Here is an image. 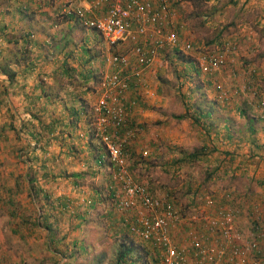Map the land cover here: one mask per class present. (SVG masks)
<instances>
[{
  "label": "crops",
  "instance_id": "crops-1",
  "mask_svg": "<svg viewBox=\"0 0 264 264\" xmlns=\"http://www.w3.org/2000/svg\"><path fill=\"white\" fill-rule=\"evenodd\" d=\"M204 2L211 6L207 11L209 17L213 12L223 22L222 30L229 31L225 39L231 37L237 46L233 65L238 75L229 76V65L214 77L215 80L204 75L200 87L208 96L203 106L193 105L183 110L190 120L184 138H190L189 142L200 140L204 151L209 152L207 160L212 161L217 172L233 169L234 176L245 174L259 180L243 194L244 198L241 194L238 196L235 207L238 211L235 227L248 233L247 212L251 213L253 201L262 206L261 223L264 225V107L257 104L258 99H264L261 87L264 57L255 58L250 52V48L264 45V0ZM0 4L3 6L0 7V206H7L6 202L11 201L18 207L29 195L28 201L42 209V218L47 216L43 207L57 206L60 212L67 211L66 208L72 211L75 224L80 223L82 215H76L80 181L74 175L85 171L102 174L109 166L91 125V103L88 102L90 96L95 95L96 62L80 45V40L75 43L70 39L75 36V25L79 23L61 18V23L56 22L54 15L60 13L59 3L0 0ZM215 4L218 9L214 12ZM92 43L94 46L100 44ZM161 53L144 69L140 79L130 80L128 97L136 94L139 100L146 101L142 95L148 98L145 87L157 70ZM193 60L187 61L185 68H195ZM243 60H248L249 64L255 61L259 66L243 68L240 66ZM248 79L257 98L245 90L244 81ZM211 83L214 87L218 83L228 91L234 97L232 104L215 102L211 97ZM234 88H237L236 94H232ZM128 117L130 122L143 128L153 121L157 123L159 118L142 106H133ZM169 126L168 138L159 133V141L155 144L169 143L174 147L181 144L179 125L170 123ZM143 141L149 140L143 138ZM188 153L179 150L175 157L170 155L169 161L177 167L176 161ZM52 179L58 182L51 184ZM60 186L64 188L61 190ZM50 188L56 190L51 193L54 198L51 201L43 198V192L48 196ZM243 189L246 192V187ZM5 192H9L7 197ZM246 197L247 202H244Z\"/></svg>",
  "mask_w": 264,
  "mask_h": 264
},
{
  "label": "rangeland",
  "instance_id": "rangeland-1",
  "mask_svg": "<svg viewBox=\"0 0 264 264\" xmlns=\"http://www.w3.org/2000/svg\"><path fill=\"white\" fill-rule=\"evenodd\" d=\"M73 1L77 2L78 0ZM169 2L173 9V22L176 23L178 41L180 44L189 42L192 48L188 51L179 47L161 51L157 70L145 87L148 98L142 95L143 99H146L142 102L136 94H134L135 96L132 95L135 100L133 106L146 108V111L154 117L158 115V122L153 123V121L143 128L138 123H132L133 121L129 123L131 120L128 117V121L122 129H127L133 134L124 149L128 177L135 183L145 185L156 196L170 197L184 219L192 212L197 217L207 212H203L205 209L201 202L206 196L213 195L216 202L232 208L237 207L238 196L240 194L243 196L244 193L247 194L248 190L254 184H257L259 180L245 174L234 176L233 169L217 172V168L212 165L213 163L211 164L212 161L208 160L184 159L176 163L177 167H174V163H170V155L175 157L174 155L179 150L185 153L204 147L202 143H199L200 140L199 142H189L190 138H184L186 134H184L185 127L189 126L190 120L174 117L185 113L183 110L189 109L190 106H203L208 96V93L200 87L204 75L199 71L195 73L196 67L193 69L185 68V63L195 59L198 54L204 51L212 50L221 41L228 40L230 43H234V41L231 37L225 39L229 31L222 30L223 22L220 18L215 17L213 12L209 17L207 11L211 6L204 0H169ZM216 6L217 4H215ZM0 7L3 8L1 4ZM217 9L218 6L214 12ZM58 16L54 15L58 23H61V19H66L60 13ZM75 28L77 32L73 38L70 36L71 41L74 39V42L77 43L80 40V45L88 51L87 54L94 63L96 62L95 65L98 69L94 80L96 82L93 81V85H96L93 88L95 95L94 97L91 95L90 101H88L92 105L94 99L100 93L102 76L109 70V66L104 61L105 57L112 52L122 50L123 47L121 45L116 47L107 45L99 33L86 29L81 24L76 23ZM93 41L100 44L94 46ZM236 49L235 44L234 52L227 57L229 76H231L230 70L235 69L233 57ZM250 52L255 55V58H263L264 45L252 47ZM99 61L102 64H99ZM240 66L255 68L259 65L255 64V61L253 64H249L248 60H243ZM221 71L222 68L217 71V74ZM138 78L140 79L141 75ZM212 79L215 80L214 77ZM261 80L264 82V78ZM214 85L215 87L211 83L210 90L212 91L211 97L215 102L229 101V104H232L234 97L230 94L227 95L226 100L219 98L220 88L218 83ZM261 87L264 89V83L261 84ZM125 96L128 97V95ZM138 96L141 97L140 94ZM189 112L191 113V111ZM170 123L177 124L180 127L181 144L177 145L180 149L169 143L155 144L159 141V133L166 135L168 138ZM181 124H183V127L180 126ZM143 138L149 141H143ZM97 143H100L99 139H97ZM112 170L113 168L108 166V169H104L102 174L91 176L85 171L82 178L78 177L80 181L78 201L80 204L76 215H82L80 223L76 222L75 224L72 211H68L66 208L67 211L60 212L57 206L52 209L43 207V211L47 213V216L42 218V209H37L33 202L28 201L29 195H26V200L21 205L18 204V207L11 201L6 202L7 206L2 204L0 206V263L115 264L119 250H123L126 245L131 243V240L134 242L133 244L138 245L136 246L137 249L142 250L144 247L149 251L145 245L146 242L136 239L128 232L122 216L116 209V193L119 194V183H114L112 180ZM245 173H249L248 169L247 171L245 169ZM50 182L53 184V182L57 183L58 180L52 179ZM237 185L239 186L237 187ZM60 187L61 190L64 188V186ZM240 187H246V192ZM16 190L18 191L17 188ZM49 190L48 196L43 192V198L51 201L54 200L51 193L56 190L55 188ZM8 194L9 192H5L6 197ZM166 194L169 196H166ZM246 199L247 197L244 202H247ZM259 206L262 210L261 204ZM247 213L248 219H250V223L247 221V225L251 229V214L249 211ZM262 217L263 215H261ZM235 229L241 232L243 238L248 239L251 230H248L247 233L236 227ZM188 231L187 225L184 224L174 232L173 237L177 244L189 247L188 237L190 234ZM193 231L196 236L199 235V221L194 223ZM262 247H264V243ZM158 252L157 249V254ZM128 255L134 257L135 251ZM258 258H261L264 263V252L259 254ZM127 259L129 258L125 257L124 260ZM157 260L159 261V254ZM123 264L128 263L124 262Z\"/></svg>",
  "mask_w": 264,
  "mask_h": 264
},
{
  "label": "built area",
  "instance_id": "built-area-1",
  "mask_svg": "<svg viewBox=\"0 0 264 264\" xmlns=\"http://www.w3.org/2000/svg\"><path fill=\"white\" fill-rule=\"evenodd\" d=\"M52 1L59 3L60 15L64 18L96 31L107 45L123 47L105 57L109 70L102 76L100 93L90 110L105 160L113 168L112 180L119 183L116 209L128 232L158 249V264H264L262 257L258 258L264 252V225L259 204L253 203L250 208L252 225L247 239L235 229L236 208L206 196L203 212H207L200 217L192 212L183 219L170 197L152 194L145 185L133 182L127 175L124 149L133 134L122 128L126 125L128 111L135 104L132 97L125 96L130 80L138 78L161 51L192 48L189 42L180 44L178 41L169 0ZM234 50L235 43L221 41L212 50L198 54L194 65L199 73L215 77L217 71L225 68L227 57ZM230 73L231 78L238 75L235 69ZM250 82L249 79L244 81L245 90L257 98ZM219 88L218 97L226 100L229 92ZM236 89L232 94L237 93ZM257 104L263 108L264 99H258ZM196 221L200 222L198 236L193 231ZM184 224L190 234L188 248L177 244L173 237Z\"/></svg>",
  "mask_w": 264,
  "mask_h": 264
},
{
  "label": "trees",
  "instance_id": "trees-1",
  "mask_svg": "<svg viewBox=\"0 0 264 264\" xmlns=\"http://www.w3.org/2000/svg\"><path fill=\"white\" fill-rule=\"evenodd\" d=\"M187 116H188L187 112H185L182 114L175 115L174 117L177 119H183V118H186ZM193 120H196V118L193 117ZM129 123H130V121H129ZM99 152L100 151H98V153ZM208 154H209V152L204 151L203 148H200V149H197L195 151L189 152L188 154L184 155L181 160H184V159L185 160L186 159H193V160L201 159L203 161H207V155ZM97 160H99L98 157H97ZM178 162H180V160L176 161V163H178ZM83 175H84V173L74 175V176L82 178ZM89 175H93V173L91 172V173H89ZM21 180L22 179H20L19 183L21 182ZM20 184H18V185H20ZM32 191H33V194L35 195V193H34L35 189L34 188L32 189ZM166 195L169 196L168 194H166ZM211 196L214 197L213 195H211ZM203 201L204 200H202L201 202L203 203ZM130 242L131 243L129 245H126V247L123 250H119V253H118L116 260H115V264H123L124 262H127L128 264H135V263H137V264H158L157 257H158L159 253L157 254V249L152 243L146 242L145 245L149 249V251H147L142 245L141 246L143 248L141 247L142 248V250H141V249H137L136 246H138V245L133 244L134 242L132 240ZM132 251H135L134 257H131L130 255H128ZM125 257H128L129 259L124 260Z\"/></svg>",
  "mask_w": 264,
  "mask_h": 264
}]
</instances>
